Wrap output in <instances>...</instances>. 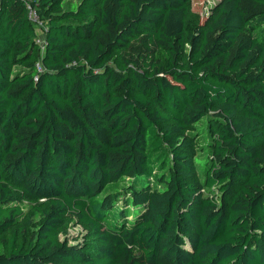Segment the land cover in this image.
<instances>
[{
    "label": "trees",
    "instance_id": "16d2710c",
    "mask_svg": "<svg viewBox=\"0 0 264 264\" xmlns=\"http://www.w3.org/2000/svg\"><path fill=\"white\" fill-rule=\"evenodd\" d=\"M191 1L0 0V264H264V0Z\"/></svg>",
    "mask_w": 264,
    "mask_h": 264
},
{
    "label": "rangeland",
    "instance_id": "374dc122",
    "mask_svg": "<svg viewBox=\"0 0 264 264\" xmlns=\"http://www.w3.org/2000/svg\"><path fill=\"white\" fill-rule=\"evenodd\" d=\"M220 1L221 0H192L191 1L192 16L190 18V25L193 24V21L195 22L197 17H201L202 20L209 17L214 11L215 6ZM43 25L45 26L44 23ZM86 233H87V229L78 221L72 219L67 229L62 234V238H67L71 243H76L81 241Z\"/></svg>",
    "mask_w": 264,
    "mask_h": 264
},
{
    "label": "built area",
    "instance_id": "2783aa9c",
    "mask_svg": "<svg viewBox=\"0 0 264 264\" xmlns=\"http://www.w3.org/2000/svg\"><path fill=\"white\" fill-rule=\"evenodd\" d=\"M32 1L33 0H26L28 7H29V16L38 25V29H37L38 34H37L35 40H36V43H38V45L40 46V48L42 50L41 51L42 52L41 55H42L44 48H45V42H46L45 26L43 25V21L40 18V15L37 11V8L32 5ZM40 32H41V34H40ZM36 66H37L38 71H43L44 68H43L40 60L37 61Z\"/></svg>",
    "mask_w": 264,
    "mask_h": 264
}]
</instances>
